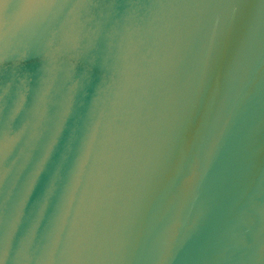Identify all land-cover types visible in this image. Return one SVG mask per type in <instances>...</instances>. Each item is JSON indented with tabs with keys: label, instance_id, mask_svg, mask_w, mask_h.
<instances>
[{
	"label": "snow or ice",
	"instance_id": "obj_1",
	"mask_svg": "<svg viewBox=\"0 0 264 264\" xmlns=\"http://www.w3.org/2000/svg\"><path fill=\"white\" fill-rule=\"evenodd\" d=\"M68 0H33V4L35 6V9L44 8V7H54L57 4L61 3H67ZM91 0H75V4L77 5H83L86 3H90ZM231 3H233L234 11H239L242 7H251L254 5H264V0H230ZM0 6H3L6 8V0H0ZM211 155V153H209ZM193 177H188L187 182H191ZM0 252H3V254L6 253V248L0 247ZM0 264H3V261L0 260Z\"/></svg>",
	"mask_w": 264,
	"mask_h": 264
}]
</instances>
